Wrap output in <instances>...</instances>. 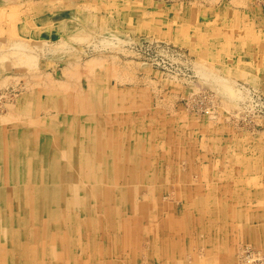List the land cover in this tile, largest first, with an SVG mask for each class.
Wrapping results in <instances>:
<instances>
[{"label": "rangeland", "instance_id": "1", "mask_svg": "<svg viewBox=\"0 0 264 264\" xmlns=\"http://www.w3.org/2000/svg\"><path fill=\"white\" fill-rule=\"evenodd\" d=\"M238 1L0 0V139L10 142L12 151L27 125L37 124L41 134L55 135L61 128L66 132L73 113L85 117L78 106L86 92L97 87L107 98L104 104L114 102L116 106L104 129L115 134L116 141L124 128L137 133L138 141H149L154 133L157 154L162 155V161L155 160L159 168L154 169L153 177L136 186L137 197L130 196L141 203L133 240L131 235L125 246L120 244L124 230L132 224L137 227L127 221L133 216L127 207L123 206L124 214L116 224L119 234L111 229L113 213L95 205L100 228L88 218L79 228L81 236L67 237L65 246L49 238L48 228L45 236L29 241L30 252L37 251L36 256L42 253L38 257L42 262L36 264H98L91 247L87 249L89 240L103 248V264H166L165 255L156 256L155 250H162L153 247L155 237L162 240L165 232H171L176 239H169L179 240L178 229L184 233L187 251L171 264H184V258L187 264H264V0ZM63 100L66 106L60 104ZM67 105L75 108L69 110ZM117 117L126 123L120 126L114 122ZM105 136L98 140L104 143ZM109 143L103 147L96 144L93 151L106 152L105 148L112 149L116 142ZM192 148L195 151L190 152ZM184 160L194 166L184 165ZM11 169L12 179H16L19 168L18 173ZM1 179L0 172V184ZM120 185L125 187L124 182ZM209 188L218 203L213 205L210 199L208 205L216 211L191 213L198 207L205 209L200 203L206 193H212ZM191 198L200 202L198 207H193ZM5 206L0 202V207ZM115 206L116 201L114 211ZM75 211L73 219L64 211L63 217L53 219V225L66 217L65 228L76 229L79 224L74 221L83 215L80 209ZM64 225L54 229L65 230ZM107 229L113 236L117 233L118 241L109 239ZM117 243L115 254L110 248ZM4 245L5 249L13 246L10 242ZM59 249L65 252L64 257H57Z\"/></svg>", "mask_w": 264, "mask_h": 264}, {"label": "bare ground", "instance_id": "2", "mask_svg": "<svg viewBox=\"0 0 264 264\" xmlns=\"http://www.w3.org/2000/svg\"><path fill=\"white\" fill-rule=\"evenodd\" d=\"M236 2H238V4H239L238 0H236ZM241 2H244V1H241ZM242 5H243V3H242ZM240 7H242V6H240ZM242 17H243V15H242ZM242 17H241V19H243ZM241 29H243V27ZM254 34H255V32H254ZM231 37L232 36H230V38ZM203 41H204V39H203ZM240 42H241V40H240ZM246 42H248V41H246ZM247 55H249V54H247ZM220 57H221V55H220ZM251 60H253V58ZM212 66H213V64H212ZM235 67H236V65H235ZM203 71H204V69L202 70V72ZM236 72H237V70H236ZM129 75H130V73H129ZM199 75H201V74H199ZM206 75L208 76L209 74H207V72H206ZM233 76H235V75H233ZM257 76H258V74H257ZM209 78H211V77H209ZM239 78H241V77H239ZM201 79H203V78L201 77ZM204 79H207V78H204ZM229 79H230V77H229ZM216 85H218V84H216ZM234 85H236V84H234ZM254 85L256 86L257 84H254ZM225 86L227 87V85H225ZM228 88L229 87H227V89ZM220 89H221V87H220ZM93 90L94 91L96 90L97 93H95ZM221 90H224L223 87ZM230 90H227V91L230 92ZM195 91L197 92V89ZM98 92H99V90L97 89V87H92L88 92H86V97H84L82 99L80 106H78L79 109L83 110L81 112L86 114V115H85V117H83L81 115L75 117L76 113H73L74 114V115H72L73 118H69V120L67 121V127H65L66 132L63 131L61 128V129H59V133H57L55 135H53V133L49 135V134L44 133V132H43V134H41L40 130L37 128V124L32 125V127L30 125H27L26 127L23 128L20 135H18V137L16 138V141H15L16 146L14 147L13 151H12L13 146L10 145V142H7L6 139H3V138L0 139V162L2 163L0 165V172H1V176H2L1 180L3 181L2 184H0L1 185L0 186V202H1V204L6 205L5 207H0V264H9V263H15V264H30V263L32 264V263H34V264H36L38 261L42 262V259L41 260L38 259V257H41L40 255L42 253L39 256H36V255H38V252L37 251H36V253H34L33 251L30 252V250H32V249L30 248V246H27V245L29 244L28 242L33 240L34 238H37V237L39 238V236H42L43 234H44L43 236H45L47 228H48L47 231L50 230L47 233V234H49V238H51V240L54 243H57L58 241H60V243H63V246H65L64 244H65L67 237L72 239V237L76 236L78 238L81 236V234L83 232L80 229H82V226H84L87 223L88 218H89V220L93 221V224L96 226V229H97V225H98V228H100L99 224L101 222V219L96 216V213H94V209H96L95 205L97 207H101L100 209L103 208L102 210H104L105 212L110 211V214L113 213L114 218H113V221L111 222V229L113 230V228H114V230L117 231V233H119L118 231L120 229H118L116 224L120 221V220L118 221V219H120V216L122 214H124L123 213L124 212L123 206L127 207L126 208L127 211L132 212V214H133V216H131L132 218H127V221H131L130 223H136L137 227H134L133 224H132V227H130V228L127 227L124 230V233L122 235V238L123 237H125V238H124V240L122 239L123 242H121L120 244L125 246L126 241L130 238L131 235H132V238H130L131 240H133L135 238L134 234L138 230V223H139L137 221L138 219H137L136 213L139 211V207H141V203L139 201H138L139 203H137L135 201L130 200V196H131V198L134 195L137 197L136 193L138 192V188L136 186L144 183L145 180H147V179L149 180L150 178L153 177L154 169L159 168V166L157 165L158 163L156 164L155 160H160L162 158V155L157 154L158 153L157 151L159 149L157 147L158 143L156 141L153 142V139H155V140L157 139V138H155L156 135H155V137L152 136L154 133L152 135L150 134L151 138H149V141L148 140L138 141L137 137H139V135L137 133L134 134L131 130L124 128L122 131L118 132L119 139L122 138V141L120 142V145H122V146L118 147L117 143H118L119 139L116 141L115 134L111 135L103 127V126H105L106 123H108L110 114L114 113L116 111V110H113L114 108H116L115 103L111 102L110 104H108V103L104 104L105 99L107 100V98L104 99L102 97V94H101L102 92H99V93ZM108 92H109V90H108ZM241 93H239V94H241ZM233 94H234V92H233ZM220 97H222V96H220ZM65 100H63L60 104L61 105L64 104V106H66ZM201 100L203 101V99H201ZM239 100H240V98H239ZM214 101H216V100H214ZM234 101H235V99H234ZM229 102H230V100L228 101V103ZM236 102H238L237 99H236ZM95 103H97V104H95ZM217 103H218V101L216 102V104ZM58 104H59V102H58ZM233 104H235V102ZM217 105H219V104H217ZM67 107H69L68 108L69 110H72V108H75V106H72V108H71L70 105L69 106L67 105ZM230 108H232V107H230ZM189 111H191V110H189ZM208 111H210V110H208ZM207 116H209V114ZM224 116H227V114ZM114 122L119 123L120 126H123V124L126 123L125 120H123L122 118H119V117H117ZM206 122L208 124L209 121H206ZM221 123L222 122H220L219 124H221ZM127 124H129V122H127ZM49 127H51V126H49ZM114 132L115 131H113L112 133H114ZM105 134H106V136H105ZM184 134H185V132H184ZM104 136H105V142L104 143L102 141L98 140L100 138L104 139ZM132 137H134V138H132ZM130 138H131V140H130ZM234 138H236V136ZM239 138H242V137L240 136ZM219 139H221V138H219ZM243 140H244V138H243ZM111 141L116 142V143H114V147L112 149H106L105 148L106 152H104L103 149L101 150V149L97 148V153H96V151H93V149L95 150L96 144L98 145L97 147H103L105 145V143H109ZM139 143H142V144L146 143L147 145L140 147ZM230 144H231V142H230ZM246 146H248V145H246ZM147 149H149V151ZM161 149H163V148H161ZM251 149H252V147H251ZM219 150H220V148H219ZM252 150H254V149H252ZM146 151H148V152L146 153ZM150 151H152L151 154H149ZM13 153L15 154L14 157H12ZM210 153H211V151H210ZM234 153H235V151H234ZM250 157H252V156H250ZM11 158L13 160H15L13 163L11 161ZM190 159H191L190 160L191 163L195 162V161L193 162L192 157H190ZM200 160H202V159H200ZM161 161H162V159H161ZM188 163L189 162L185 161L184 165H186V166L189 165L190 167H192L195 164L194 163V164L190 165ZM200 163H201V161H200ZM197 164H199V163L197 162ZM17 167L19 168V175L17 176L16 179H12V169L11 168H13L17 172V170H16ZM251 167H252V165H251ZM246 168H247V166H246ZM248 170H249V168H248ZM189 172L191 173V171H189ZM200 172H201V170H200ZM225 176H226V173H225ZM230 179H232V178H230ZM11 180L15 184H16V182H19V183L17 185H14V183ZM122 182L125 183V187L120 185ZM186 182H188V181H186ZM112 183H114V185H112ZM117 185H119L120 187H118ZM188 188H190V187H188ZM154 191L159 192V189H156ZM213 191L214 190H211L212 193H209L210 191L208 193H206L208 195L205 197V199H203V201L201 203L199 201H196L195 199L191 198L192 203L194 204V206H193L194 208H196L197 204L200 203V204H205V209H200V207L197 206L198 210L195 209V210H192L190 212L193 214H200V213L201 214H208V213L212 214V213H214L216 211V209L213 210L211 208V206L208 205L209 204L208 202L210 199L212 200L213 205L218 203V200H217L215 193ZM185 192H187V189L185 191V187H184V194H185ZM125 193H128V194H126L127 197H126ZM248 193H250V191ZM256 194H258V193H256ZM250 195H252V194H250ZM190 196H191V194H190ZM239 197H241V195L238 196V198ZM196 198H198V197H196ZM99 200L102 201V202H100V205L95 204ZM115 201H116L117 206H115L116 210L114 211ZM224 201H226V200H224ZM225 203H227V202H225ZM103 205H104V207H102ZM214 207H216V206H213V208ZM75 208L80 209L81 214L83 215L82 218H76L77 221H74L75 223L79 224L78 227L76 225V229H74L72 231L69 230L72 228L71 226H67V228H65L64 224H66L65 222H67V221H65L66 217H64V219H62V222L60 224L53 225L55 222V221L52 222L53 219L56 220V218L58 219V218L63 217L62 213H64V211L67 213V217L73 219L75 217L74 214L77 212V211H75ZM226 208H224V209H226ZM217 209H218V207H217ZM242 210H244V209H242ZM80 211H79V213H80ZM226 211H225V213H226ZM230 211L231 210H229V213H230ZM251 213H252V211H251ZM239 214H241V213H239ZM243 216H244V213H243ZM226 217H227V215H226ZM199 218H201L200 215H199ZM252 218H254V217H252ZM187 220L195 222V220H193V219H187ZM114 222H115V224H114ZM261 222H263V221H261ZM68 223H69V220H68ZM55 224H56V222H55ZM258 224H259V222H258ZM59 225H64L65 230L54 229V227L57 228ZM73 225L75 226V224H73ZM212 225H213V223H212ZM124 227H125V225H124ZM244 227H245V224H244ZM116 229H118V230H116ZM253 229H251V230L253 231ZM109 230L110 229H107L109 239L112 238V239H116V241H118L117 240L118 238H116V237H118L117 233L115 234V236H113V233L110 232ZM92 231L94 232L95 228H92ZM66 232H68V233L65 234ZM170 234H172V233L170 232L167 235V232H165V235H163L164 237H162L163 238L162 240H161V236L158 237V240H156V237H155L156 243L153 246L154 248L156 247V249L162 250V251L155 250V253L157 254L156 256L162 255V257H163V255H165L167 258H164V257L163 258L166 260V262H165L166 264H171V260L173 258L176 259V262L180 261V258H176V257L182 255L183 252L187 251V249L184 247V241L185 240L182 237V235H184V233H181V231H179V229L176 230V234L177 235L179 234L178 236H180V237H178L179 240H175L176 239V237H174L175 235L170 236ZM260 234H261V232H260ZM83 236H85V231H84ZM172 237H174L175 239L174 240L169 239ZM254 239H255V237H254ZM85 240L86 239L83 238V241H85ZM137 241L138 240H136V243H137ZM160 241L164 242V244L158 245V242H160ZM5 242H10L13 246L5 249V245H4ZM88 242H89V244H88ZM73 243H75V241H73ZM75 244H77V243H75ZM90 247H91V254L96 255V257H95L96 262L98 264L106 263V261L101 258L103 248L99 244L97 246H95L94 240H93V243H92V241L90 242V240L87 241V249L90 250ZM110 249L115 254H117L118 243L114 244V246ZM58 253H60V255H58L57 257H64L65 252H63L61 249L58 250ZM118 254L120 255V253H118ZM108 262H115V260L111 261V259H110V261L107 260V263ZM186 262H188V259L184 258V264H187Z\"/></svg>", "mask_w": 264, "mask_h": 264}, {"label": "crops", "instance_id": "3", "mask_svg": "<svg viewBox=\"0 0 264 264\" xmlns=\"http://www.w3.org/2000/svg\"><path fill=\"white\" fill-rule=\"evenodd\" d=\"M185 148H186V147H185V144H184V149H185ZM192 151H195V149L192 148L190 152H192ZM184 152H185V150H184ZM184 162H185V161H184Z\"/></svg>", "mask_w": 264, "mask_h": 264}]
</instances>
